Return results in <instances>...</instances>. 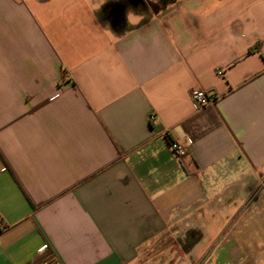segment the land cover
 I'll use <instances>...</instances> for the list:
<instances>
[{
  "label": "crops",
  "instance_id": "1",
  "mask_svg": "<svg viewBox=\"0 0 264 264\" xmlns=\"http://www.w3.org/2000/svg\"><path fill=\"white\" fill-rule=\"evenodd\" d=\"M44 263L264 264V0H0V264Z\"/></svg>",
  "mask_w": 264,
  "mask_h": 264
},
{
  "label": "built area",
  "instance_id": "2",
  "mask_svg": "<svg viewBox=\"0 0 264 264\" xmlns=\"http://www.w3.org/2000/svg\"><path fill=\"white\" fill-rule=\"evenodd\" d=\"M190 100L197 110H201L206 106L215 103L217 100V95L214 93H209L203 89H192L190 92ZM150 119L151 121L154 120V116H151ZM169 146L177 159H180L188 154L187 147L178 142H171ZM46 249L47 247L43 248V250Z\"/></svg>",
  "mask_w": 264,
  "mask_h": 264
},
{
  "label": "rangeland",
  "instance_id": "3",
  "mask_svg": "<svg viewBox=\"0 0 264 264\" xmlns=\"http://www.w3.org/2000/svg\"><path fill=\"white\" fill-rule=\"evenodd\" d=\"M172 244H170V239L167 240L165 238L161 239L160 243L158 246H155L156 248L151 251L150 253L147 254L148 258H153V256H161V255H165L167 252L170 251V249L172 248Z\"/></svg>",
  "mask_w": 264,
  "mask_h": 264
},
{
  "label": "trees",
  "instance_id": "4",
  "mask_svg": "<svg viewBox=\"0 0 264 264\" xmlns=\"http://www.w3.org/2000/svg\"><path fill=\"white\" fill-rule=\"evenodd\" d=\"M257 48H258V45L255 46V47H252V48L250 49V51H253V50L257 49Z\"/></svg>",
  "mask_w": 264,
  "mask_h": 264
}]
</instances>
